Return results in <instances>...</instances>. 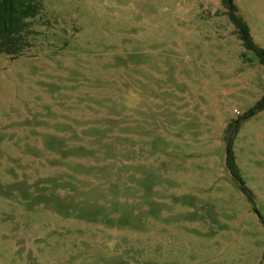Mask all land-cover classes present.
<instances>
[{
    "label": "rangeland",
    "instance_id": "obj_1",
    "mask_svg": "<svg viewBox=\"0 0 264 264\" xmlns=\"http://www.w3.org/2000/svg\"><path fill=\"white\" fill-rule=\"evenodd\" d=\"M43 4L0 52V264H264V66L223 1Z\"/></svg>",
    "mask_w": 264,
    "mask_h": 264
},
{
    "label": "trees",
    "instance_id": "obj_2",
    "mask_svg": "<svg viewBox=\"0 0 264 264\" xmlns=\"http://www.w3.org/2000/svg\"><path fill=\"white\" fill-rule=\"evenodd\" d=\"M227 8L231 22L236 26L237 34L245 50L254 52L259 62L264 66V49L258 46L251 35L248 24L237 14L238 8L234 0H222ZM44 9L43 0H0V52L18 55L27 37L32 33L29 19L37 17ZM264 110V95L251 109L252 113ZM227 166L233 176L240 180L238 166L230 147L228 146ZM244 192L251 197V192L245 186Z\"/></svg>",
    "mask_w": 264,
    "mask_h": 264
}]
</instances>
